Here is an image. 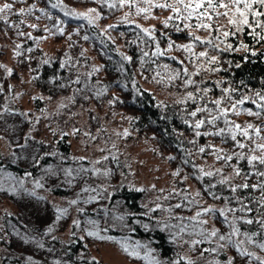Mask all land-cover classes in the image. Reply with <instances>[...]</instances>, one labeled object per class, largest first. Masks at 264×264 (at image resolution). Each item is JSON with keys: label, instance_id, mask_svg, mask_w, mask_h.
Listing matches in <instances>:
<instances>
[{"label": "rangeland", "instance_id": "rangeland-1", "mask_svg": "<svg viewBox=\"0 0 264 264\" xmlns=\"http://www.w3.org/2000/svg\"><path fill=\"white\" fill-rule=\"evenodd\" d=\"M4 3L13 4V12L4 14L9 24L20 26L9 27L0 22V65L4 66L0 67V82L12 88L11 100L29 116L21 133L7 119L0 121V160H9L14 154L10 139L21 140V144L31 138L55 144L65 135L69 152L67 162L42 164L36 175L25 172L17 183L0 171L1 231L3 217L16 215L19 210L25 211L39 226V236L36 237L9 222L8 226L5 225L9 230L0 233V254L11 252L7 247L10 239L17 246L42 255L48 264H70L49 240L55 236L68 240L75 234L84 243L86 254L101 264H160L146 246L136 241L122 240L129 251L138 253V256H127L118 244L98 238L104 237L101 227L106 223L124 229L122 224L115 226L113 221L121 219L125 213L123 207L118 202L114 206L107 202L112 192L125 187L141 191L139 205L142 213L149 220L153 219L155 224L183 223L180 228H174L175 260L183 257V260H191L195 264H228L230 260L232 264H261L264 249L258 245L264 243V232L259 239L241 230L239 221L250 219L246 210L238 211L219 195L207 194L201 184L205 176L211 177L212 184L225 181L232 187L245 183L251 176L241 172L236 175L242 160L237 154L245 159L262 155L253 149L256 144L264 143V109L257 108L252 101H264L253 90L234 87L223 74L230 65L226 53L242 50V32L244 29L252 30L243 27L242 31L236 32V26L230 25L224 16L214 17L211 21L213 30L198 29L194 26L198 23L195 19H177V14L170 9L153 6L155 3L176 5V0H153L152 5L144 0H133L134 6L126 4L123 7L120 0H107V3L103 0H0V7ZM52 3L60 6L54 9ZM112 3L116 4L115 8L108 6ZM29 7L33 9L31 14H27ZM21 8L25 9V14L16 15ZM138 8L149 11L138 14ZM65 12L69 14L65 15ZM169 16L173 19L168 20ZM74 18H82L95 26L126 59L129 58L128 48L135 47L134 78L140 87L149 91L158 105L177 102L186 110L184 130L187 139L192 141L186 148L188 158H182L164 146L149 128L138 127L137 113L129 108L111 83L113 78L105 71L100 54L88 39H84L87 35L83 27L73 24L71 19ZM20 21L24 23L20 24ZM185 23L193 27L185 28ZM31 24H36L37 28L33 29L29 26ZM124 25L131 26L123 28ZM225 31L230 33L229 36L223 35ZM18 32L25 35H18ZM256 32L264 35V29L257 28ZM28 33H31V38ZM193 36L212 43L201 44L194 41ZM233 39L238 45H233ZM187 44L193 45L192 53L181 47ZM16 45H21V48L17 49ZM228 45L232 46L231 49ZM262 49L264 52V43ZM157 50L162 54H156ZM17 51L22 57L15 54ZM200 52H207L208 56L199 57ZM213 56L216 62L210 64L208 60ZM22 60L27 65L19 64ZM31 60L37 65H32ZM53 60L64 69L70 85L64 92L49 94L34 84V78L42 63ZM6 69L15 74H9ZM188 80L193 83L187 84ZM224 89L229 90L227 94ZM189 93L195 99L189 100ZM244 97L249 99L242 105L237 104L236 112L240 113L237 115L232 111V105ZM35 98L41 101L39 107L33 104ZM218 99L222 101L220 108L228 109V115L214 125L208 124L212 115H220L212 103ZM197 108L212 111L211 114L205 111L191 116ZM246 110L260 112L261 115L250 116ZM198 120H205V124L195 129L194 124ZM225 120L230 123H225ZM234 124L260 127V136L257 137L251 129L250 138L237 134V141L245 145L240 148L228 131ZM221 128L225 129L223 136L228 135L231 142L223 140L222 135H205ZM197 132L203 135L202 140ZM25 146L20 151L25 161L39 154L31 142ZM201 148L205 150L201 152ZM54 152L50 150L45 154ZM218 156H231L232 159H217ZM60 181L70 187L67 195L51 190ZM206 209L212 211L206 212ZM198 212L201 213L199 217ZM111 213L115 217H110ZM234 228L238 230L235 234ZM212 231L217 232L216 237L210 236ZM88 232L97 235L89 236ZM220 235L226 239L219 240ZM249 236L252 243L248 242ZM193 241L200 243L193 244ZM237 246L240 251L253 255L241 256ZM213 248L216 252L211 251ZM133 258H142L143 261ZM18 264L40 263L20 257Z\"/></svg>", "mask_w": 264, "mask_h": 264}, {"label": "trees", "instance_id": "trees-1", "mask_svg": "<svg viewBox=\"0 0 264 264\" xmlns=\"http://www.w3.org/2000/svg\"><path fill=\"white\" fill-rule=\"evenodd\" d=\"M71 20L73 24L83 27L88 41L100 54L105 71L113 78L111 83L119 90L120 95L125 99L129 108L137 113L136 122L138 127L149 128L155 134L156 139L164 146L172 149L182 158H188L186 148L192 144V141L187 139L184 130L186 126L184 121L186 110H183L182 106L177 102H168L160 106L155 102L149 91L140 87L134 78L135 47L131 46L128 48L130 59H126L116 51L114 45L95 26L87 23L82 18ZM128 26L131 25H124L123 28H127ZM251 33L247 29H244L241 35L242 45H247V48L226 53L230 59V65L223 74L229 79L230 83L235 85L234 87L241 88L242 90H253L256 94L260 93V95H264V52L262 49L264 40H260L258 36L254 37ZM233 41L234 46L238 45L236 39H233ZM253 52L256 53L255 56L252 55ZM22 61L19 64L27 65L24 60ZM30 62H32V65H37V63H34V60ZM37 71L34 84L46 93L56 94L64 92L70 85V83L68 84V79L64 76V69L55 60L42 63ZM12 74H15V72ZM11 92L12 88L0 82V121L2 122L7 119L12 124V127L21 133L26 128V119L29 113L15 105L11 100ZM33 104L39 107L41 101L35 98ZM199 139L202 140L203 135H199ZM222 139L231 142L228 135H225V137L222 135ZM27 141V143L21 144V140L10 139L9 142L13 146L14 154L9 160H0V171L7 173L8 177H11L16 183L25 172L30 171L36 175L39 171V166L42 164L50 162L63 163L68 160L66 158L69 152V145L65 135L61 139L56 140L55 144L46 143L35 138H31V140L27 139ZM30 142L39 154L25 161L21 157L20 151L26 148L25 144H30ZM50 150H54L55 152L45 154V152ZM239 167L241 174L247 175L249 173L251 176L250 179L245 180V183L250 186L264 183V177L257 175L258 172H264V165L259 164L258 161L254 162L253 166L246 159H242L239 161ZM211 180V177H204V181L201 184L205 192L211 195H219L220 198H224L229 205L235 207L238 211L241 207H246V209L251 208V212L246 210V215L253 220V223L249 225L244 220L239 221V228L256 238H262L264 228L256 221L264 219V192L254 187L247 189L237 187L245 183L236 184L231 187L219 181L212 184ZM234 187L237 188L235 192L232 191ZM68 188L70 189L69 186H65L60 181L51 187V190L59 195H67L69 192ZM141 197L142 193L140 190L126 189L125 187L111 193L108 198V205L114 206L118 202L125 211L120 220L113 219V221L116 223L115 226H118L117 223H120L124 229L113 227L107 223L102 225L101 230L104 233V240L118 244L127 256L128 254L123 250L125 245H123L122 240L124 239L136 241L138 244L146 246L160 264H177V262L179 264H187V261L183 259L175 260L173 257L175 250L173 234L176 232L174 228H180L183 223L179 224L169 221L165 226L155 224L152 221L153 219L149 220L142 213L139 205ZM109 216L115 217L113 213ZM2 221L4 227L2 231L0 227V233H6L9 230L6 226H8L9 222H13L18 228L23 229L29 235L39 236V226L23 210H19L16 215H5ZM49 241L59 249L70 264H101L98 260L86 254L84 243L75 234L68 240H61L55 236ZM7 245L11 252L0 254V264H18L20 257H28L40 264H48L42 255L34 254L30 250L17 246L13 240L9 239ZM220 256L224 255L221 254ZM133 260L143 261L142 258H133Z\"/></svg>", "mask_w": 264, "mask_h": 264}, {"label": "snow or ice", "instance_id": "snow-or-ice-1", "mask_svg": "<svg viewBox=\"0 0 264 264\" xmlns=\"http://www.w3.org/2000/svg\"><path fill=\"white\" fill-rule=\"evenodd\" d=\"M18 2H23V0H18ZM104 3H107V0H103ZM144 2L146 4L152 5L153 0H144ZM129 5V6H134L133 4V0H120V6L123 7L125 5ZM176 5H180V7H177ZM176 5L173 4H168V3H155L153 6L156 8H167L170 9L171 11H173L174 13L177 14V19H182L184 21H191L193 19H195L196 21H198V23H196L194 26L198 29H204V30H213V24L211 23V21L214 20V17H220V16H224L226 18H228V23L230 25L236 26V32L242 31L243 27H247L250 28L252 30V35L258 36L260 40H264V35H260L259 33L256 32L257 28L260 29H264V0H176ZM60 5L58 3H52L51 7L52 8H57ZM111 8H115L116 4L112 3L108 5ZM220 9H223V11H220ZM32 7H29L27 9V14H31L32 13ZM41 11H43V9H41ZM90 11L94 12L95 9H90ZM149 11V9L147 8H138L137 9V13H143V12H147ZM13 12V4L12 3H4L2 7H0V22H3L4 24H7L9 27H16L19 28V24L16 25H12L9 24L8 22V17L6 15H4L5 13H12ZM16 15H24L25 14V9L21 8L19 9V12L15 13ZM69 13L65 12V15H68ZM84 15V14H81ZM251 17V19H250ZM51 18V17H49ZM87 18V17H85ZM37 19H39V17H37ZM173 17L169 16L168 20H172ZM89 22L91 23L92 21L89 20ZM24 21H20V24H23ZM30 27H32L33 29L37 28L36 24H31L29 25ZM165 27H167V23H165ZM185 28H190L193 27V25L185 23L184 24ZM59 31L62 33L63 29H59ZM146 34L148 33L147 29L143 30ZM216 31H219V29H216ZM229 32L225 31L223 32V35L225 37L229 36ZM18 35H25V33L23 32H18ZM232 35H235V32L232 33ZM27 36L29 38H31V33H28ZM85 40L88 39L87 36L84 37ZM153 39H155V37H153ZM192 39L194 41H199L201 44L207 43V44H211L212 41L208 40V41H203L201 40V38L199 36H193ZM172 45H169V48H171ZM184 51L186 52H193V45L192 44H187V45H182L181 46ZM213 47H218L217 45H213ZM231 45H228V48L231 49ZM242 47L247 48V45H242ZM17 49L21 48V45H16ZM239 50V49H237ZM28 51H31V49H28ZM17 56L21 55L20 51H17L15 53ZM156 54H162L159 52V50H157ZM145 55H147V53H145ZM193 55H195V53H193ZM253 56L256 55L255 52L252 53ZM199 57H207L208 53L207 52H200L198 54ZM130 59V58H127ZM208 62L210 64L215 63L216 62V57H210ZM45 63H47V61H45ZM0 67H4L3 65H0ZM6 71L11 74L12 70L11 69H6ZM187 70L185 69V72ZM187 84H192L193 81L192 80H188L186 82ZM228 89H224V92L227 94L228 93ZM257 96L259 97V99L261 101H264V95H260V93H257ZM188 99L189 100H193L195 99V97H193L192 93L188 94ZM248 97H244L243 99L237 101L236 103H234L232 105V111L235 112V114L239 115V112H236V107L237 104H244L246 100H248ZM254 104H256L257 108H261L264 109V103H256V101H252ZM213 104L216 105L220 115H212L211 119H209L207 121L208 124H212L214 125L216 123L217 120L221 119L222 117H226L228 115V109H221L220 105L222 103L221 100H215L212 102ZM208 112L211 114V109L208 108H197L195 111H193L191 113V116L195 117L197 115L198 112ZM248 115H255V116H260L261 113L260 112H252L251 110H246ZM225 123H230L229 121L225 120ZM205 124V120H198L195 122L194 124V128L195 129H199L201 128L203 125ZM252 130L255 135L257 137L260 136L261 133V128L260 127H254L252 124H248L246 127H242L240 124H234V126L230 127L228 129L229 133L231 134V139L233 141H237V134H239L240 136L243 137H249V130ZM225 132V129L221 128L216 132H209V133H205V135H216V136H220L223 135ZM197 136L201 135V133L197 132L196 133ZM250 138V137H249ZM237 144L240 148H244L245 145L243 143H240L239 141H237ZM205 149L201 148L200 151L203 152ZM255 150H259L262 155L260 156H256V155H252L249 157H246L248 163L250 165L254 166V162H257L261 165H264V143L261 144H256L255 145ZM237 157L239 159H245V157H243L240 154H237ZM217 159H227V160H231L232 157H220L218 156ZM206 175H212V173H206ZM236 175H240V171L237 169L236 170ZM257 175L264 177V172H258ZM221 183H225V181H221ZM237 187H241V188H249V187H254V188H259L262 192H264V183H260L257 185H249L247 183L243 184V185H239ZM237 190L236 187H234L232 189L233 192H235ZM72 203H76V201H72ZM245 210L251 212L252 209L251 208H247L246 207H241L239 209V211L244 212ZM207 211H212L211 209H206ZM231 211H236L235 209H232ZM201 215V213H197V217H199ZM221 215H224L223 211H221ZM59 218V217H58ZM245 223L251 225L253 223L252 219H247L244 221ZM257 223H259L262 227H264V219L256 221ZM74 223H78V222H74ZM49 231H51V228L49 229ZM238 230L237 229H233V234H235ZM89 236H96L97 234L94 232H88ZM211 237H216L217 236V232L216 231H212L210 233ZM99 239H105L104 237H98ZM111 239V238H109ZM226 239L225 236L220 235L219 236V240L224 241ZM230 241V237L228 238ZM248 242L252 243V238L251 236L248 237ZM200 241H193V244H199ZM258 247H260L261 249H264V243H261L258 245ZM238 251L240 252L241 256H251L253 255L252 253H249L247 251H240L239 247L237 246ZM123 250L129 255V256H138V253L135 251H129V249L127 247H124ZM205 252L209 251L208 249H204ZM212 252H216V249L213 248L211 249ZM181 259H184L183 257ZM257 259H259L257 257ZM177 264H179V262H177ZM187 264H193V262L191 260L187 261ZM228 264H232V261H228ZM261 264H264V261H261Z\"/></svg>", "mask_w": 264, "mask_h": 264}]
</instances>
